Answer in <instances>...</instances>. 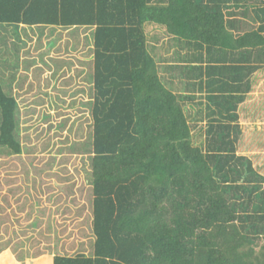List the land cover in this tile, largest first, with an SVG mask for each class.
<instances>
[{
    "label": "trees",
    "instance_id": "trees-1",
    "mask_svg": "<svg viewBox=\"0 0 264 264\" xmlns=\"http://www.w3.org/2000/svg\"><path fill=\"white\" fill-rule=\"evenodd\" d=\"M3 24L90 35L89 96L75 111L94 241L91 254L7 252L0 264H264V132L240 123L248 107L243 117H264L246 102L264 70V0H0ZM7 86L0 154L17 156Z\"/></svg>",
    "mask_w": 264,
    "mask_h": 264
},
{
    "label": "rangeland",
    "instance_id": "rangeland-1",
    "mask_svg": "<svg viewBox=\"0 0 264 264\" xmlns=\"http://www.w3.org/2000/svg\"><path fill=\"white\" fill-rule=\"evenodd\" d=\"M150 28L151 26L148 25L146 27L147 31H149ZM59 31L60 30L54 29L47 30L44 33L38 31L39 35L37 38H39V40L37 43V49L41 46L48 48L50 43L54 42V45H58L59 47L62 46L63 49L68 48L69 53H74V51L80 47L78 46L79 41L74 40L73 37H66L63 40ZM79 40L82 41V39ZM84 40L85 42H90L87 35ZM61 41H64L63 45L61 44ZM83 48L86 49L84 46L81 49ZM157 51L162 52L163 55L167 54L166 56H172L171 48L168 50L158 49ZM53 57L55 58V56ZM56 60H60V58H56ZM33 64L37 67L43 68L51 66L52 62L45 58L44 54L38 53L36 56H33ZM68 66L69 64L67 67ZM39 73L41 74V72ZM26 74L32 78V80L29 81L36 82L40 79L39 75L34 73V71L33 73H24L23 79L26 78ZM57 75H60V73ZM71 75L75 76L76 74L72 73ZM257 75L258 76L253 78L252 89L247 95L246 102H248L247 105L249 106L256 105L260 108L264 105V70ZM86 78L89 77L86 76ZM30 86L33 88L34 84L29 83L28 87H23L25 92H21L20 95H17V99L20 103V121L22 123L23 144L25 145V150L29 149L22 157V161L27 163L26 165H22V169L26 168L27 170H30L29 167L33 164L31 170L34 173L30 174V177H32L31 180H35L36 182L32 183L28 180L25 185L27 187V194H25L22 204L26 206V211L21 212V214L24 217H27V219H25V224L27 225L25 226L28 227L31 222L34 221V215H29V212L33 208V204H35L34 202H39V206H41L39 208L48 207L47 214L43 217L40 215V226L41 228L48 229V223L50 220H54V226L59 228L57 236H59L60 239L56 241L55 239H43L41 241L43 246L37 244V246L35 245L31 247L28 245V242L26 246L21 245L20 241H15L17 240L16 233L14 232V229H12L13 225L10 226V224H12V215L10 216L9 212H7L5 217L8 221H6L7 223L3 226H9L10 230L2 229L0 231V248L4 247V252H10L11 255H13L11 253V251H13L17 257L22 258L30 255L38 256L41 253H48L49 251L60 253H76L83 251L86 254H91L94 241L90 226L92 214L91 210L87 209V201H89L88 197L91 195V157L86 153L81 154L86 146L89 145L90 141L87 140L85 130H83L85 121L76 119L79 114L76 113L75 106H79L80 102L75 99V103L60 104L61 100L57 99V103H54L52 105V110H50V103H47L42 99H44V95L48 92L47 90H51V87L44 83V88L39 92L43 98H32L30 96ZM26 90L29 92L28 94L26 93ZM199 98L200 97L197 96L194 100H198ZM61 99H63V96H61ZM46 107H49V109ZM51 113L54 114L52 115ZM247 113H250V107L241 112L242 117L240 123L242 128L246 132L251 129L253 131L264 132V117L254 119V114L252 113L250 114L251 117H243ZM56 129L57 131L55 132L54 130ZM243 150L242 154L249 157L257 154L246 145H244ZM1 159H4V157H1L0 160ZM261 162V159L258 161L253 160L254 165L261 164ZM35 170H38V172L36 171L35 173ZM262 173L264 174V172ZM21 177L27 178V173L21 174ZM29 186L33 187L31 190L33 192L29 191L28 193L27 189H29ZM40 210L41 209L38 211ZM52 211L54 212V215L49 214ZM26 213L27 215H25ZM25 226H23V228ZM27 230L28 231H25V233H19L23 235L27 234L29 237L33 236L31 235L33 233L36 235V233L32 232L30 229ZM45 233L55 234L56 232ZM35 240L38 241L36 236ZM50 243L59 246V248L46 246V244ZM8 245L11 247L7 248L6 246ZM4 252L0 255L3 256Z\"/></svg>",
    "mask_w": 264,
    "mask_h": 264
},
{
    "label": "crops",
    "instance_id": "crops-1",
    "mask_svg": "<svg viewBox=\"0 0 264 264\" xmlns=\"http://www.w3.org/2000/svg\"><path fill=\"white\" fill-rule=\"evenodd\" d=\"M38 31L36 27H27L23 24L15 25V24H3L0 25V78H3L7 81V88L9 89L11 95L17 99V95H20L21 92L24 93L23 87H28L29 83H33V88L31 87V97L32 98H43L39 92L44 88L43 84L49 85L51 90H47L48 92L44 95L43 101L50 103L51 109L53 108V104L57 103V99L61 100L60 104L64 103H75V99L78 102L85 100L88 98L90 87V73L92 70V60H91V50H90V42H85L84 38L86 34L84 32H76L70 33V31L61 32L60 36L63 40L66 37H73L74 40H78V47L74 53H69L68 48L63 49L62 46L54 45V42L50 43L48 48L41 46L37 49V43L39 38H37ZM52 35V34H49ZM88 38L90 37L89 33L87 34ZM79 39H82L80 41ZM64 41H61L63 45ZM86 47L81 49L82 47ZM39 51V52H38ZM29 52V55H28ZM38 53L44 54L45 58H47L50 62H52L51 66L47 67H37L33 64V56H36ZM55 56V58L53 57ZM56 58H60V60H56ZM69 66L67 67V65ZM36 73L39 75V81H29L32 80L28 74H26V78L23 79L24 73ZM41 72V74L39 73ZM60 75H57L59 74ZM75 73V76L71 74ZM56 76V77H55ZM88 76L89 78H86ZM28 79V80H27ZM23 90V91H22ZM26 93L29 92L26 90ZM54 94V96H53ZM48 96V97H47ZM63 96V99H61ZM17 101H19L17 99ZM19 103V102H18ZM20 106V103H19ZM49 109V107H46ZM52 115L54 113H51ZM48 115V114H47ZM21 119V115L19 116ZM20 131L22 136V123L20 121ZM243 129V128H242ZM252 130V129H251ZM243 131H245L243 129ZM22 145H23V153L21 155H1L0 158L4 157V159L0 160V231L10 230L9 226L4 227L8 219L5 217L7 212L9 215H12V229L16 233L15 241H20L21 245L26 246L27 242L29 246H37V244L42 245L41 241L43 239L46 240H54L56 241L55 234H47L45 232H54L58 230L57 226H54V220H50L47 228H41L40 220L41 217L47 214L48 207L39 208V202H34L33 208L29 212V215H34V221L26 227L25 219L21 212H25L26 206L22 204V200H24V196L26 193V184L29 180L30 182H36L35 180H31L30 174L34 172L31 170L33 164L29 167L30 170L26 168L22 169V165H26V162L22 161V157L29 150H25V145L23 144L22 137ZM27 145V143H26ZM264 154V147L263 152ZM38 172V170H35ZM27 173V178L21 177V174ZM34 185V184H32ZM33 187L29 186L27 189L28 193L31 191ZM37 189V188H36ZM92 189H90L91 193ZM33 192V191H31ZM55 196V195H54ZM89 201H87V209L91 210L92 214V197L89 195ZM35 206V207H34ZM40 211H38L39 209ZM86 208V207H85ZM12 209V214H11ZM15 212V213H14ZM16 214V216H15ZM50 215H54V212H50ZM27 215V213L25 214ZM11 221V217H10ZM53 227H52V226ZM23 226H25L23 228ZM33 230L35 229L36 237L38 241L35 240V236H28L27 234L23 235L19 232L25 233L28 231L27 229ZM29 230V231H30ZM57 239H59L57 237ZM14 243V242H13ZM12 243V244H13ZM16 243V242H15ZM41 243V244H40ZM45 245V244H44ZM46 246H56L52 243L46 244ZM7 248L11 246H6ZM7 250V249H6ZM10 250V249H8ZM4 252V250L2 251ZM4 252L3 254H5ZM10 253V252H9ZM12 256L17 262L25 263L30 259L29 257H17L13 251ZM1 254V253H0ZM3 256L0 255V259Z\"/></svg>",
    "mask_w": 264,
    "mask_h": 264
}]
</instances>
